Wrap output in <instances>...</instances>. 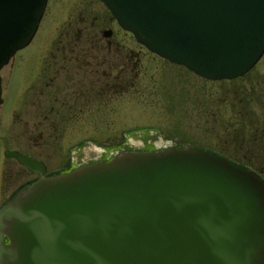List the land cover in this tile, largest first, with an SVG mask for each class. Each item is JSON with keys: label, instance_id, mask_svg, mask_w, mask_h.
<instances>
[{"label": "water", "instance_id": "obj_1", "mask_svg": "<svg viewBox=\"0 0 264 264\" xmlns=\"http://www.w3.org/2000/svg\"><path fill=\"white\" fill-rule=\"evenodd\" d=\"M100 1L138 43L204 79L242 76L264 54V0ZM47 2L0 0V70ZM6 155L39 177L0 206V264H264V181L226 156L124 150L46 175Z\"/></svg>", "mask_w": 264, "mask_h": 264}, {"label": "rangeland", "instance_id": "obj_2", "mask_svg": "<svg viewBox=\"0 0 264 264\" xmlns=\"http://www.w3.org/2000/svg\"><path fill=\"white\" fill-rule=\"evenodd\" d=\"M61 61H89L97 95L78 127L52 129L44 116L57 106ZM0 80V201L32 176L7 150L36 157L55 175L124 150L192 146L264 180V54L242 76L208 80L146 50L100 0H48L34 37Z\"/></svg>", "mask_w": 264, "mask_h": 264}, {"label": "flooded vegetation", "instance_id": "obj_3", "mask_svg": "<svg viewBox=\"0 0 264 264\" xmlns=\"http://www.w3.org/2000/svg\"><path fill=\"white\" fill-rule=\"evenodd\" d=\"M127 33L131 34V32L125 30ZM134 38V36L132 35ZM140 44V43H139ZM146 50H148L145 46L140 44ZM149 51V50H148ZM151 52V51H149ZM153 53V52H151ZM155 54V53H153ZM157 55V54H155ZM158 56V55H157ZM164 59V58H163ZM59 71H62V74H58V76L62 75L61 82L59 85V95L53 100V103H57L55 107L52 104L49 109L45 113V120L48 121L47 125L50 128H57L60 124L67 123L73 124V126H79L80 124V115L82 111H87L89 109L91 101H93V105L95 104V96L97 95L96 83L97 80L95 78V73L91 68V63L87 61L86 63H74L70 65L66 61H61ZM87 66L85 73V69L81 67ZM109 81L104 83V93L106 95L109 94ZM46 85H50L49 82ZM83 97H88V100L82 101ZM105 107L108 108V102H105ZM90 110V109H89ZM27 155V154H26ZM33 157V156H31ZM37 159L36 157H33ZM17 160V159H16ZM39 160V159H37ZM18 161V160H17ZM19 162V161H18ZM43 162V161H42ZM20 163V162H19ZM21 164V163H20ZM22 165V164H21ZM45 165V163H44ZM24 166V165H23ZM25 167V166H24ZM46 167V165H45ZM29 173L32 174L31 177H28L24 182L20 183L16 186L9 195L0 201V206L11 197V195L20 187L25 185L28 182H31L39 177V174L31 171L27 167H25ZM47 171V170H46ZM48 175L47 173H45Z\"/></svg>", "mask_w": 264, "mask_h": 264}, {"label": "trees", "instance_id": "obj_4", "mask_svg": "<svg viewBox=\"0 0 264 264\" xmlns=\"http://www.w3.org/2000/svg\"><path fill=\"white\" fill-rule=\"evenodd\" d=\"M216 154H219V153H216ZM230 161H231V163H233V164H235V165H238V164H236L234 161H232L231 159H230ZM239 166V165H238ZM241 167V166H240ZM262 179V178H261Z\"/></svg>", "mask_w": 264, "mask_h": 264}]
</instances>
